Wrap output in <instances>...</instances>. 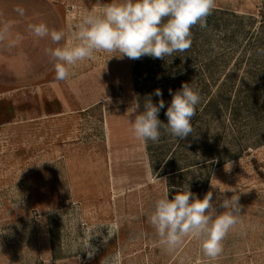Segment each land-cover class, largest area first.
Returning a JSON list of instances; mask_svg holds the SVG:
<instances>
[{
  "label": "rangeland",
  "instance_id": "1",
  "mask_svg": "<svg viewBox=\"0 0 264 264\" xmlns=\"http://www.w3.org/2000/svg\"><path fill=\"white\" fill-rule=\"evenodd\" d=\"M17 1L5 12L18 16ZM108 2L49 0V26L70 35L82 12ZM191 39L166 59L97 54L63 82L48 55L33 75L13 57L20 73L0 75V264H113L117 253L119 264H264V0H216ZM184 83L200 95L192 134L135 139L132 109L162 98L166 124L170 90ZM183 185L200 199L211 191L218 213L239 196V223L215 260L191 237L163 251L148 223L155 200Z\"/></svg>",
  "mask_w": 264,
  "mask_h": 264
},
{
  "label": "clouds",
  "instance_id": "2",
  "mask_svg": "<svg viewBox=\"0 0 264 264\" xmlns=\"http://www.w3.org/2000/svg\"><path fill=\"white\" fill-rule=\"evenodd\" d=\"M215 7L216 0H110L99 8L82 12L70 35L63 29L50 28L44 21L29 23L27 31L35 38H48L57 45L46 48L45 53L52 61L55 79L63 82L74 75L78 64L94 60L101 53H119L110 58L131 60L145 56L166 59L183 53L191 47L192 27L198 23L203 27ZM15 11L20 16L25 14L19 6ZM14 23L0 22V44L8 49L17 47L24 39L19 32H13ZM154 94L162 97L160 89ZM170 94L166 124L158 118L160 110L165 108L162 98L154 104L149 96L143 111L139 104L132 109L134 118L129 122L135 139L156 143L162 128L177 140L192 134L191 121L200 102L199 92L184 83L175 93L170 90ZM212 200L211 191L200 199L189 185L177 189L171 199L166 191L155 200L147 220L163 251L175 254L185 239L191 237L199 241L205 257L215 260L222 254L225 237L239 223V196L225 198L220 203L223 211L219 213ZM113 264H119L118 253Z\"/></svg>",
  "mask_w": 264,
  "mask_h": 264
},
{
  "label": "crops",
  "instance_id": "3",
  "mask_svg": "<svg viewBox=\"0 0 264 264\" xmlns=\"http://www.w3.org/2000/svg\"><path fill=\"white\" fill-rule=\"evenodd\" d=\"M20 1L21 5L19 3V0L17 1V4L25 10L26 13L24 14V16H14V14L9 10L5 12L6 8L9 9V7L14 6L13 3L15 2V0H0V11L1 9L5 8L3 11L4 15H0V17L2 18V22L14 21L15 27L20 25L22 29L19 30L16 28V30L14 29L13 32H19L24 37V39L20 42L24 44L20 50L16 47L13 49H8L4 44H0V75L18 74L20 73L19 70H16L18 69V67L22 68V74L33 75L35 73H39V71L35 68H38L41 65L42 67H44L45 65V57L47 56V54L45 53V49L49 47L50 39H39L33 37L27 31V25L29 23H38L40 21L46 22L48 26L50 25L49 0H26V2L23 0ZM31 6L33 8L31 11V13L33 12V17L29 16V13H27L28 7ZM32 44H35V51L30 50V48L32 49ZM13 57L21 58L18 67L13 65ZM42 73H45L44 69Z\"/></svg>",
  "mask_w": 264,
  "mask_h": 264
},
{
  "label": "trees",
  "instance_id": "4",
  "mask_svg": "<svg viewBox=\"0 0 264 264\" xmlns=\"http://www.w3.org/2000/svg\"><path fill=\"white\" fill-rule=\"evenodd\" d=\"M139 69H141V63L139 64ZM184 142L186 143L187 140H185ZM170 159H171V157H170ZM170 159H168V160L166 161V164L171 165V161L169 162ZM172 160H173V158H172ZM175 164H176V166H181V165H182V164H180V163H175ZM187 170H189V169H187ZM179 171H180V172H184L183 169H179ZM172 188H173V186H172ZM172 192H173V191H172ZM172 192H170V193H172ZM194 193H196V194L198 195V194H200V191H196V190H195ZM174 195H175V194L172 193V197H173Z\"/></svg>",
  "mask_w": 264,
  "mask_h": 264
}]
</instances>
